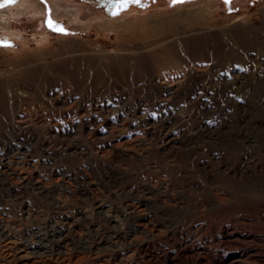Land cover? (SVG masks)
I'll return each mask as SVG.
<instances>
[{
	"label": "rangeland",
	"instance_id": "374dc122",
	"mask_svg": "<svg viewBox=\"0 0 264 264\" xmlns=\"http://www.w3.org/2000/svg\"><path fill=\"white\" fill-rule=\"evenodd\" d=\"M0 264H264V0L0 7Z\"/></svg>",
	"mask_w": 264,
	"mask_h": 264
},
{
	"label": "snow or ice",
	"instance_id": "6c2138e0",
	"mask_svg": "<svg viewBox=\"0 0 264 264\" xmlns=\"http://www.w3.org/2000/svg\"><path fill=\"white\" fill-rule=\"evenodd\" d=\"M111 2L114 3L116 7L119 9V8L126 7L129 3H139L140 0H111ZM176 2H179V0H172V3H176ZM8 3H15V0H3V4H0V7H3L4 4H8ZM225 3H230V0H225ZM116 14H118V12H113V15H116ZM46 23L49 28H52L60 32L64 31L62 27L56 26L51 19H48Z\"/></svg>",
	"mask_w": 264,
	"mask_h": 264
}]
</instances>
